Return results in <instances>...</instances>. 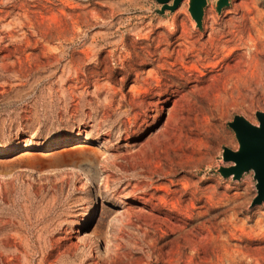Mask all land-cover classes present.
Masks as SVG:
<instances>
[{
	"label": "rangeland",
	"instance_id": "374dc122",
	"mask_svg": "<svg viewBox=\"0 0 264 264\" xmlns=\"http://www.w3.org/2000/svg\"><path fill=\"white\" fill-rule=\"evenodd\" d=\"M218 1L198 28L190 0H0V264H264L221 241L264 242L254 172H219L235 116L259 126L264 58L220 91L206 72L238 6L264 54V0Z\"/></svg>",
	"mask_w": 264,
	"mask_h": 264
},
{
	"label": "bare ground",
	"instance_id": "6f19581e",
	"mask_svg": "<svg viewBox=\"0 0 264 264\" xmlns=\"http://www.w3.org/2000/svg\"><path fill=\"white\" fill-rule=\"evenodd\" d=\"M247 11L244 10L242 6H238L230 21L221 24L213 22L209 27L211 34L206 40V72L207 69H211L209 74L213 75L212 78L214 82L210 89L213 91H220L227 85L236 82L239 78L245 75L247 76V74L252 71L251 62L256 55L264 58V54L262 52L259 53L256 45H253V48L252 45L246 44L245 42L243 43L242 36L245 32L248 30L252 32L255 29L254 21L249 19L250 11ZM242 44L244 45L243 49L241 48ZM230 47L232 49L227 53L226 51H228ZM207 75L208 74H206V77ZM151 93L152 91L149 89L146 95L147 100L151 99ZM145 152L144 150L142 153ZM155 156H157V154H155ZM69 165L70 164L59 162L53 167L62 168ZM12 174L13 173H9L6 177L9 178ZM191 232H196V229L191 230ZM221 241L230 248H243L252 252L264 251V242L235 241L228 235H225ZM180 243L182 244V242Z\"/></svg>",
	"mask_w": 264,
	"mask_h": 264
},
{
	"label": "water",
	"instance_id": "95a60500",
	"mask_svg": "<svg viewBox=\"0 0 264 264\" xmlns=\"http://www.w3.org/2000/svg\"><path fill=\"white\" fill-rule=\"evenodd\" d=\"M156 1L162 5L158 13L163 15L167 11L174 12L184 0ZM207 1L190 0V13L198 28H202L204 8L207 5ZM228 5L229 0H219L217 10L221 12ZM256 115L259 126L252 125L242 116H235L233 122L229 124L236 134L240 148L238 151L224 148V161L232 162L235 165L219 170L223 177L234 176L235 180H240L245 173L254 172L258 194L252 203L253 207L264 203V113L258 112Z\"/></svg>",
	"mask_w": 264,
	"mask_h": 264
}]
</instances>
